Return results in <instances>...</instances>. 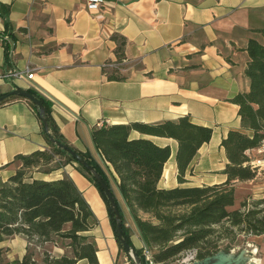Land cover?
Listing matches in <instances>:
<instances>
[{
    "label": "crops",
    "instance_id": "obj_1",
    "mask_svg": "<svg viewBox=\"0 0 264 264\" xmlns=\"http://www.w3.org/2000/svg\"><path fill=\"white\" fill-rule=\"evenodd\" d=\"M98 1L90 5L89 0H0L9 7L8 26L0 15V36L10 38L0 42V97L15 88H35L52 102L51 121L67 144L109 169L134 248L144 249L116 186L118 176L98 155L92 132L103 124H154L188 116L195 124L213 128L214 133L198 151L181 186L226 182L228 159L221 142L231 130H242L239 107L231 100L249 90L245 71L250 41L264 45V0ZM115 35L127 40L122 70L127 79L122 82L109 81L103 71L108 61L116 60ZM10 72L23 77L9 78ZM28 72L34 74L32 80ZM131 137L170 145L172 155L158 187L180 186L177 142L136 131ZM50 149L42 119L28 100L12 99L0 106V168L18 155ZM249 155L260 173L257 179L236 185L241 204L264 196V151L260 147ZM9 174L2 173L4 177ZM65 176L74 181L98 219L99 225L86 235L96 244L100 264H131L119 246L99 190L76 163L44 178ZM140 217L156 223L143 211ZM247 242L257 264H264V235L248 236ZM7 243L1 244L5 260H22L27 239L15 236ZM48 249L56 257L72 253L64 243Z\"/></svg>",
    "mask_w": 264,
    "mask_h": 264
},
{
    "label": "trees",
    "instance_id": "obj_2",
    "mask_svg": "<svg viewBox=\"0 0 264 264\" xmlns=\"http://www.w3.org/2000/svg\"><path fill=\"white\" fill-rule=\"evenodd\" d=\"M8 13L9 7L0 3V15L7 26ZM113 39L117 42L116 60L108 61L103 71L109 81L122 82L127 79L122 73L127 61V40L120 35ZM6 48L8 53L9 46ZM247 51L250 61L245 74L249 79V90L238 93L231 100L239 107L242 130H231L221 142L228 159L224 170L226 182L203 187L181 186L186 183L198 151L211 141L214 133L213 128L195 124L188 116L154 124H103L92 132V140L101 157L118 176L119 190L155 264H171L189 250H196L197 259L203 260L223 250L222 244L226 240H230V247L225 250L231 251L246 245L248 236L264 235V196L250 203L243 202L240 209H230L236 201V185L258 178L260 170L252 164L249 153L264 142V45L251 40ZM28 91L43 104L53 137L68 145L51 121L52 102L35 88ZM12 99L24 98L10 97L0 106ZM28 103L39 115L36 106ZM133 131L177 142L180 186L158 187L172 155L170 145L159 146L145 137L132 138ZM50 146V150L18 155L0 168V264H100L96 244L86 235L99 222L82 192L67 176L55 180L44 178L71 163H76L78 170L99 190L116 239L125 252L116 233L113 210L102 187L67 151L51 142ZM79 154L116 196L107 170L89 154ZM6 171L10 174L4 177L2 173ZM116 200L122 215L124 238L134 247L123 206L117 196ZM141 211L150 214L156 223L141 218ZM240 235L245 236L238 245L235 242ZM14 236L25 237L28 247L22 260L10 263L5 260L6 251L1 244ZM59 243H64L72 253L56 257L47 249ZM136 251L142 264H149L144 249Z\"/></svg>",
    "mask_w": 264,
    "mask_h": 264
},
{
    "label": "water",
    "instance_id": "obj_3",
    "mask_svg": "<svg viewBox=\"0 0 264 264\" xmlns=\"http://www.w3.org/2000/svg\"><path fill=\"white\" fill-rule=\"evenodd\" d=\"M10 97H21V98H24V99L30 101L31 103H33L39 112V115L42 119L45 131L48 135L50 142L55 144L58 148L67 151L71 157H73L81 166H83L95 178L96 182L104 190V192L107 196V199L109 201V204L113 210L115 221H116V233H117L118 239L121 242L126 254L133 260L134 264H142L141 259L138 255L136 249L133 246H131L126 241V239L124 238L122 215H121L120 209L118 207L116 196L114 195L112 190L109 188V186L105 183V181L101 178V176L97 173V171L92 167V165L85 158H83L72 147L59 142L58 140H56L53 137V135L50 131L49 121H48V118L46 115V111L43 107V104L38 99H36L35 96H33L27 90L15 88L12 92L1 96L0 97V103L7 100ZM96 151H97L98 155L100 156V158L102 159L97 148H96ZM102 161H103V159H102ZM105 169L107 170L109 176L111 177V173H110V171L106 165H105ZM116 186L118 188V191L120 192L118 185H116ZM120 194H121V192H120ZM121 197L123 199L122 194H121ZM128 210H129V208H128ZM134 222H135L136 227L138 228L135 220H134ZM139 234H140V236H141V238L145 244V248L147 250H149V247H148V245H147V243H146V241H145L140 230H139ZM193 264H257V262L254 260L253 252L248 248H244V249L240 250V252H238V253L235 250H232V251L221 250L217 254L210 256V257H207L203 260L197 259Z\"/></svg>",
    "mask_w": 264,
    "mask_h": 264
},
{
    "label": "built area",
    "instance_id": "obj_4",
    "mask_svg": "<svg viewBox=\"0 0 264 264\" xmlns=\"http://www.w3.org/2000/svg\"><path fill=\"white\" fill-rule=\"evenodd\" d=\"M98 3H99L98 0H89L90 5H97ZM9 41H10L9 36H0V42L6 43ZM7 77H9V78H12V77L22 78L23 74H21L19 72H10V75H7ZM33 77H34V74L28 72L27 78L32 80ZM261 149L264 151V142L261 146ZM258 163H261V162H257V164ZM247 247L250 248L251 245L247 244ZM144 255H145L146 261L149 264H155L153 262L152 253L149 250H147L146 248H144ZM196 260H197V251L196 250H189V251H186L185 253H183L181 255L180 259H178L176 262H178L179 264H193Z\"/></svg>",
    "mask_w": 264,
    "mask_h": 264
},
{
    "label": "rangeland",
    "instance_id": "obj_5",
    "mask_svg": "<svg viewBox=\"0 0 264 264\" xmlns=\"http://www.w3.org/2000/svg\"><path fill=\"white\" fill-rule=\"evenodd\" d=\"M236 201H235V203H234V205L231 207V209L232 210H234V209H237L238 207H240V205H241V201H242V199H241V194L240 193H238L237 195H236ZM243 236H245V235H240L239 237L237 236V238H236V240H237V242H235V243H237L238 245H240L242 242H243V240H244V237ZM13 238H15V236L13 237ZM235 240V241H236ZM12 241V237L10 238V239H8L7 240V242L9 243V242H11ZM7 243V244H8ZM232 244H233V242H232ZM248 244V243H247ZM247 244L246 245H240V246H238L237 248H239V249H244V248H247ZM235 245V244H234ZM228 247H230V240H226V241H224L223 242V244H222V248H223V250H225V249H227ZM237 248H235L234 250L238 253V251L239 250H236ZM42 249V248H41ZM45 250H46V248H44ZM48 249V248H47ZM249 249V248H248ZM50 250V249H49ZM41 251V250H40ZM225 251H227V250H225ZM232 251V250H231ZM39 252V251H38ZM171 264H179L178 262H172Z\"/></svg>",
    "mask_w": 264,
    "mask_h": 264
}]
</instances>
